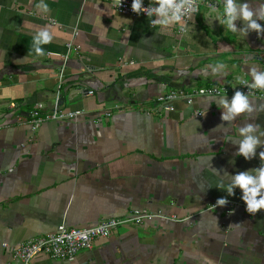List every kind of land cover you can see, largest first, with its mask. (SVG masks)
Returning a JSON list of instances; mask_svg holds the SVG:
<instances>
[{"label":"crops","instance_id":"0c3cea01","mask_svg":"<svg viewBox=\"0 0 264 264\" xmlns=\"http://www.w3.org/2000/svg\"><path fill=\"white\" fill-rule=\"evenodd\" d=\"M223 2L202 0L186 23L150 24L162 17L122 14L106 0H0V264L61 224L93 226L135 209L179 220L128 224L74 260L38 254L33 264H264V209L249 213L239 186L231 196L216 186L264 166V97H248L251 111L228 120L217 105L229 95L178 99L170 110L158 101L264 71V32L239 33V16L237 33L227 30ZM247 3L259 10L260 0ZM57 100L84 114L37 129L21 121ZM243 135L258 140L248 159L236 155ZM221 197L234 207L212 208Z\"/></svg>","mask_w":264,"mask_h":264},{"label":"built area","instance_id":"2783aa9c","mask_svg":"<svg viewBox=\"0 0 264 264\" xmlns=\"http://www.w3.org/2000/svg\"><path fill=\"white\" fill-rule=\"evenodd\" d=\"M106 1L110 2L114 9L119 13L134 17H148L144 12L137 14L131 10L130 5L132 0ZM180 2H183L187 7H189V11L181 17V21L186 23L194 14L199 11L202 0H174V3ZM156 3L157 1L147 2L143 0V6L145 7H155ZM152 16L159 15L153 13ZM67 48L69 51H79V48L74 46L71 42L67 44ZM64 57L67 59L69 56L64 55ZM236 90H240L248 97H264V92L262 89H250L248 85L239 83V85L236 87H229L227 85H210L208 87H202L194 90H175L161 95L158 101L164 109L170 110L172 109L171 103L178 99H184L188 104H192L196 97L232 96ZM89 93L93 94L92 91ZM18 105L19 104L16 102H12L10 104L11 108H17ZM195 113L202 114V111L198 110L195 111ZM83 114L84 110L71 111L63 109L57 100L54 108L49 112L44 111L42 104H36L30 111L29 118H23L21 121L28 122L32 125L33 129H37L41 124L48 121L77 120ZM226 201L227 202L225 204L232 206V208L234 207L235 203H233L231 200ZM217 206L219 205L215 203L212 208ZM232 208H229L227 213L232 212ZM158 217L169 218L170 220L174 221L179 220L176 215L166 216L159 212H153L148 209H135L120 217L104 218L93 226L70 227L66 224H61L51 233L30 238L16 245L12 251V262L10 264H33L34 258L38 254H45L53 259L74 260L82 251L92 249L95 241L98 238L109 237L116 230L128 224L138 226Z\"/></svg>","mask_w":264,"mask_h":264},{"label":"clouds","instance_id":"9594fccd","mask_svg":"<svg viewBox=\"0 0 264 264\" xmlns=\"http://www.w3.org/2000/svg\"><path fill=\"white\" fill-rule=\"evenodd\" d=\"M131 10L139 14L140 12L146 13L148 17H151L153 13L158 14L162 19L150 20V24H168L170 22L181 21L182 15L189 11L183 2L174 3V0H157L155 7L143 6V0H132ZM239 18L246 22V24L240 29L239 33L244 36L250 30H255L257 36H260L261 32H264V26L257 21H264V0H260L259 10L249 7L247 0L237 5L234 0H224L222 4V16L220 17V23L226 25V29L232 33H237L236 26L233 24V20ZM255 16V18H253ZM183 28V24L180 25ZM38 36L42 38L43 42H48L50 37L46 32L38 33ZM35 39V37L33 38ZM40 52V49H36ZM248 74L251 76V82L246 78L239 79L238 82L243 85H248L250 89H264V71L257 70L256 68H249ZM223 105L226 108V112L221 113L222 120L231 119L234 115L245 112V110L251 111L248 103V96L242 93L240 90H236L232 95L230 101L221 98L217 107ZM252 126L239 128V135L252 132ZM264 135V132L261 133ZM258 140L252 135H243L240 139L239 149L236 155H241L248 159L249 153L254 151V146L257 145ZM261 160H264V151L259 153ZM232 181L228 185L218 183V188L227 189L229 196L233 195L234 186H239L243 190L241 199L245 202L246 211L249 213H255L258 209H264V194L260 195L257 199V194L261 189H264V166L256 169L255 178L253 175L248 174V170L241 171L231 175ZM226 198H218L216 200L217 205H224Z\"/></svg>","mask_w":264,"mask_h":264},{"label":"water","instance_id":"95a60500","mask_svg":"<svg viewBox=\"0 0 264 264\" xmlns=\"http://www.w3.org/2000/svg\"><path fill=\"white\" fill-rule=\"evenodd\" d=\"M60 99H62V98H60ZM61 101V100H60ZM60 101H58V103L61 105V102Z\"/></svg>","mask_w":264,"mask_h":264}]
</instances>
